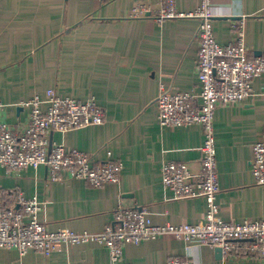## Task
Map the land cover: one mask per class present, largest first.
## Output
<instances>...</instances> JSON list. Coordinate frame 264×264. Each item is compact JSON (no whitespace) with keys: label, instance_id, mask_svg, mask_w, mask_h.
<instances>
[{"label":"crops","instance_id":"crops-1","mask_svg":"<svg viewBox=\"0 0 264 264\" xmlns=\"http://www.w3.org/2000/svg\"><path fill=\"white\" fill-rule=\"evenodd\" d=\"M181 11L194 10L200 0H175ZM143 4L148 13L131 16ZM212 27L221 44L235 37L233 21L244 30L249 56H264V0H211ZM156 0H0V99L3 119L27 121L36 93L57 88L78 101L93 97L105 118L64 132L51 142L66 149L107 151L124 166L118 182L94 187L77 178L51 181L40 165L9 172L0 165V193L19 189L36 197L39 213L50 229L99 232L119 199L146 207L155 224L196 223L207 209L203 197L176 198L161 181L168 160L196 162L204 128L199 123L162 127L156 96L160 87L197 93L199 20L157 19ZM252 94L236 103L218 104L213 127L219 192V216L228 221L264 218V184L254 183L250 169L252 145L264 132V70L251 82ZM45 107V103L43 104ZM194 264H264L259 256L238 252L217 256L209 244H190L171 234L126 243L119 264H166L169 257ZM0 264H110L108 248L98 242L77 243L44 254L21 255L0 248Z\"/></svg>","mask_w":264,"mask_h":264},{"label":"built area","instance_id":"built-area-1","mask_svg":"<svg viewBox=\"0 0 264 264\" xmlns=\"http://www.w3.org/2000/svg\"><path fill=\"white\" fill-rule=\"evenodd\" d=\"M157 19L190 17L199 20L195 30L199 47L197 76L200 90L172 91L161 86L156 103L158 121L165 126H187L199 123L204 128L201 156L196 162L168 160L160 167L161 181L176 198L203 197L207 209L196 223L155 224L146 207L127 204L119 199L112 217L99 232L50 229L39 213L43 203L27 197L19 189L0 193V248H12L24 255L30 250L44 254L62 250L72 244L98 242L108 248L110 264H119L123 245L138 244L163 234L190 244L219 246L222 254L238 252L264 259V218H245L242 222L224 220L219 216L216 200L219 192L213 116L218 104L236 103L252 94L251 82L264 70V56L251 57L244 43V30L233 21L235 37L219 43L213 33L211 0H200L190 11H181L175 0H156ZM148 7L135 6L131 16H143ZM45 103V107L43 104ZM4 103L0 99V165L9 172L44 165L47 178L59 181L77 178L94 187L118 182L123 162L111 156L96 160V152L66 149L62 143L50 141L53 131L64 132L105 118L104 108L93 97L78 101L61 96L57 88L36 93L20 106H29L26 123L12 124L3 119ZM250 169L254 183L264 184V132L252 145ZM166 264H194L192 260L171 256Z\"/></svg>","mask_w":264,"mask_h":264},{"label":"water","instance_id":"water-1","mask_svg":"<svg viewBox=\"0 0 264 264\" xmlns=\"http://www.w3.org/2000/svg\"><path fill=\"white\" fill-rule=\"evenodd\" d=\"M51 139H52V133H51V135H50V141H51ZM214 248H215V251H216V253H217V256H218V257H221V255H222V249H221V247H219V246H215Z\"/></svg>","mask_w":264,"mask_h":264}]
</instances>
